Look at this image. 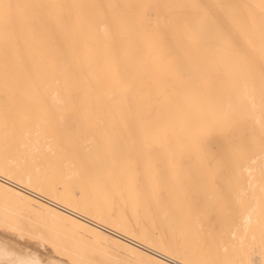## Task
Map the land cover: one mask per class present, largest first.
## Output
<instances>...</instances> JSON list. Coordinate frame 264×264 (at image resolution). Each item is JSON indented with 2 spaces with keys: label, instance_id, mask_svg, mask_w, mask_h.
<instances>
[{
  "label": "snow or ice",
  "instance_id": "1",
  "mask_svg": "<svg viewBox=\"0 0 264 264\" xmlns=\"http://www.w3.org/2000/svg\"><path fill=\"white\" fill-rule=\"evenodd\" d=\"M98 26L103 40L98 42V54L88 56L85 64L81 57L91 50ZM145 47L155 56L145 53ZM25 57L31 70L22 76L19 70ZM159 61L166 62L175 79L192 90L198 81L215 80L221 103L208 109L215 127L198 132L202 122H196L184 135L170 131L176 92L152 71ZM105 65L106 78L89 79L93 68ZM45 81L57 85L52 98L60 110L58 122H49L46 132L75 176L100 186L118 167L133 174L142 167L153 177L155 194L172 183L181 192V220L186 213L197 230L185 233L182 243L175 232L157 235L146 230L141 242L173 254L178 264H264V183L258 205L259 246L249 245L242 257L224 256L229 247L235 249L238 237L243 247L240 233L247 235L250 217L257 211V205L245 200L240 176L247 171L250 152L258 147L264 154V119L257 136L247 124L241 97H247L254 108L258 89L264 109V0L212 4L0 0V132L6 153L18 130L36 119L41 106L38 90ZM242 126L249 130L242 132ZM161 132L163 140L157 139ZM211 136L222 140L220 152L205 145ZM171 146L179 158L169 152ZM160 151L168 157L162 172L156 171ZM46 174L39 167L28 172V184L41 186ZM0 176L21 182L7 164ZM11 202L6 196L0 232L48 244L59 253L62 245L47 218L26 212L20 204L16 211H8ZM242 215L243 229L237 226ZM97 254L91 248L71 264H121L96 260ZM0 264L51 262L18 252L6 237L0 239Z\"/></svg>",
  "mask_w": 264,
  "mask_h": 264
},
{
  "label": "bare ground",
  "instance_id": "2",
  "mask_svg": "<svg viewBox=\"0 0 264 264\" xmlns=\"http://www.w3.org/2000/svg\"><path fill=\"white\" fill-rule=\"evenodd\" d=\"M7 2L25 3L37 2V0H7ZM64 2H72V0H64ZM96 2L187 3L191 0H96ZM198 2L212 4L216 0H198ZM232 2H240V0H232ZM102 40L103 33L99 31L98 26L95 40L91 43V50L81 57L83 63L86 64L88 56L98 54V42ZM144 51L155 56V52L149 47H145ZM76 67L79 70L80 66ZM26 70H31V62L27 57L20 67V74L23 76ZM152 71L164 79L170 90L174 89L176 92L175 117L173 127L170 129L174 135H184L187 128L196 122H202L198 132H205L216 126L217 122L208 112L210 107L221 103L214 79L198 81L195 90H192L175 79L164 61L154 63ZM108 73L109 69L105 65L99 69L93 68L88 75L89 79H104ZM59 79L62 96L64 78L61 76ZM56 88L54 82L45 81L41 84L38 90L41 106L37 110L36 119L18 130L17 138L7 153L0 132V170L7 164L17 172L21 180L17 183L16 179L8 180L6 176H0V213L5 211L4 201L7 196L12 198L8 211H16V205L20 204L26 212L38 213L47 218L50 229L62 245L59 253L51 247L58 257L47 260L51 264L58 262L71 264L73 258H79L91 248L97 249L98 254L94 257L96 260L120 261L121 264H178L173 254H166L157 246L150 247L147 243L141 242V236L146 230L157 235L161 232H175L177 240L181 243L185 233H194L197 230L186 213L181 220L183 197L175 183H172L162 194H155L153 177L150 174L146 175L142 167L137 174L131 173L126 167H118L112 175L105 177L104 183L100 186L75 176L63 153L56 149L55 139L46 132L48 123L58 122L60 114L52 98ZM241 103L247 109V124L255 129L258 136L259 121L264 119L259 90L257 89L255 94L254 108L247 97L242 96ZM248 130V127L242 126V132ZM157 139L163 140L164 133L158 134ZM205 145L216 152H220L224 147L222 140L216 136L208 137ZM169 152H175L179 158L174 146L169 148ZM248 156L247 171L241 174L240 180L246 192L245 200L257 205V211L250 217L247 235L245 236L243 231L240 233L244 236L243 247L238 237L235 241V249L229 247L228 252L224 253L226 258L242 257L249 245L259 246L261 242L258 205L261 185L264 183L262 176L264 154L256 147ZM167 163L168 157L160 151L156 171L162 172ZM37 167L47 173L44 183L41 186L29 185L27 173H34ZM192 178H195L194 173ZM249 181H251L250 185ZM57 186H59L58 190ZM84 202H87L89 208L87 213L84 211ZM97 208L102 209V212L97 211ZM244 223L242 215L238 219L237 226L243 229ZM230 236L229 233L228 239ZM19 246L15 244L18 252L26 249L24 247L25 249L22 250Z\"/></svg>",
  "mask_w": 264,
  "mask_h": 264
},
{
  "label": "rangeland",
  "instance_id": "3",
  "mask_svg": "<svg viewBox=\"0 0 264 264\" xmlns=\"http://www.w3.org/2000/svg\"><path fill=\"white\" fill-rule=\"evenodd\" d=\"M6 237L11 238L13 240L14 244L20 245L22 248L20 246L19 247L22 250H24L26 248L24 250L25 252L29 251L30 253L32 252V253H35V254L39 255L40 257H44V258L46 257V258H48V259H45V260H49L51 258L58 259V257L53 253V250H52L51 246L48 245V244H43V243H41L39 241H36V240H33V239H27V238H25L23 240L17 238V239H19V240H17L16 237H15V239H16L15 240L14 237H9L8 234L0 232V239L6 238ZM39 244H41V245H39ZM16 247H18V246H16ZM20 248H18V249H20ZM36 252H38V253H36ZM49 255H53L54 257L53 256H49Z\"/></svg>",
  "mask_w": 264,
  "mask_h": 264
}]
</instances>
